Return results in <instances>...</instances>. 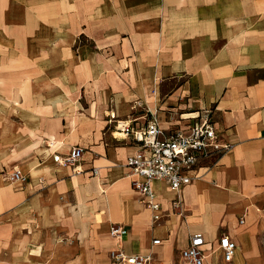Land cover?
I'll use <instances>...</instances> for the list:
<instances>
[{"label": "crops", "instance_id": "0c3cea01", "mask_svg": "<svg viewBox=\"0 0 264 264\" xmlns=\"http://www.w3.org/2000/svg\"><path fill=\"white\" fill-rule=\"evenodd\" d=\"M0 98V264H112L117 246L176 264L195 232L205 264L259 256L264 0H0ZM205 108L229 146L194 171L181 207L154 178L153 221L126 163L138 144L117 120L151 114L169 131ZM73 144L82 156L63 163ZM14 167L25 182L7 177ZM222 233L239 245L231 262Z\"/></svg>", "mask_w": 264, "mask_h": 264}, {"label": "built area", "instance_id": "2783aa9c", "mask_svg": "<svg viewBox=\"0 0 264 264\" xmlns=\"http://www.w3.org/2000/svg\"><path fill=\"white\" fill-rule=\"evenodd\" d=\"M131 120L130 118L117 120V125L138 144L137 149L128 155L126 163L131 167V172L138 176L134 178L133 184L143 194L142 199L146 206L153 211V221H157L162 217L163 212L161 201L152 186V180L157 177L165 179L177 192V196L172 198L173 207H181L180 191L183 185L193 179L194 171L203 164H209L208 161L218 157L229 145L220 140V132L212 118L210 108H205L195 115L194 121L187 126L174 118L175 128L169 131L160 125L156 116L137 124H133ZM82 153L83 146L73 144L61 161L74 164L80 159ZM6 175L19 183L26 180L25 174L19 167H14ZM241 221H244V217ZM110 232L120 245L127 229L120 223H113ZM153 241L160 242L161 239L155 237ZM205 242L206 237L203 232L193 233L189 243L180 251L182 262L205 264L203 248ZM218 248L224 260L231 262L239 245L229 234L222 233ZM110 257L112 264H149L152 259L151 254H127L120 246L111 249Z\"/></svg>", "mask_w": 264, "mask_h": 264}, {"label": "rangeland", "instance_id": "374dc122", "mask_svg": "<svg viewBox=\"0 0 264 264\" xmlns=\"http://www.w3.org/2000/svg\"><path fill=\"white\" fill-rule=\"evenodd\" d=\"M12 11H14V13L16 14V12L18 13V14H20L21 12H22V10H18V9H12V10H10L9 11V13L10 12H12ZM16 11V12H15ZM19 17L20 18H22L23 17V15H19ZM17 19V18H16ZM18 23H20V22H18ZM6 39H7V37H6ZM76 39L77 40H83L84 38L82 37V36H78V37H76ZM3 48V47H2ZM5 48V47H4ZM2 50V49H1ZM16 52V51H15ZM12 54V52H11V50H6V49H3V51H2V54ZM12 58V57H11ZM113 100L114 99H111L110 100V105H111V103H113ZM0 101L2 102V103H4V104H9V101L7 100V99H4V98H0ZM134 105H139V106H141V107H143L144 105L142 104V102H140L139 100H136L135 101V104ZM138 107L137 106H133V110H132V112L131 113H135V114H138L139 112H137L138 111ZM1 110V109H0ZM144 111V110H143ZM110 113V112H109ZM4 116V114H3V112H1L0 111V117L1 116ZM109 116H110V114H109ZM148 117H151V114H150V116L149 115H147ZM112 128H115V125H112ZM117 134L118 135H121V133H119V132H117ZM258 243H259V251H258V249H257V252L259 253V256H257V257H252V256H245V258L243 259L242 258V256H241V258H240V260L238 261L237 259H236V261L235 262H233V263H230V264H264V232H260V234H259V240H258ZM176 264H184L182 261H181V259H180V256L177 258V260H176Z\"/></svg>", "mask_w": 264, "mask_h": 264}, {"label": "trees", "instance_id": "16d2710c", "mask_svg": "<svg viewBox=\"0 0 264 264\" xmlns=\"http://www.w3.org/2000/svg\"><path fill=\"white\" fill-rule=\"evenodd\" d=\"M218 157H214L212 160L208 161L209 164L214 163L217 160Z\"/></svg>", "mask_w": 264, "mask_h": 264}]
</instances>
